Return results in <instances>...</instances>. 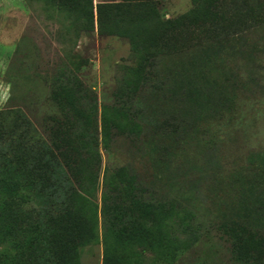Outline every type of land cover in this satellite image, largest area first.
Wrapping results in <instances>:
<instances>
[{"label": "rangeland", "instance_id": "1", "mask_svg": "<svg viewBox=\"0 0 264 264\" xmlns=\"http://www.w3.org/2000/svg\"><path fill=\"white\" fill-rule=\"evenodd\" d=\"M90 1L84 23L58 0H0V264H55L33 172H51L60 141L94 219L77 264H101L100 206L121 167L163 207L152 233L178 245L169 259L123 242L139 264H252L234 243L264 234V0Z\"/></svg>", "mask_w": 264, "mask_h": 264}, {"label": "trees", "instance_id": "2", "mask_svg": "<svg viewBox=\"0 0 264 264\" xmlns=\"http://www.w3.org/2000/svg\"><path fill=\"white\" fill-rule=\"evenodd\" d=\"M133 3L135 1L122 0L120 4L100 5L97 10L103 7L109 10L129 8V4ZM58 5L60 9L76 11L79 14L78 18L84 23L92 19L90 0H58ZM254 66L257 74H260V67ZM140 80L134 82L132 90L136 91ZM210 90V103L213 105L216 103L213 96L214 89L210 87ZM82 91L86 101L90 102L89 92ZM73 114L78 118L81 127L88 128L89 122L84 112L73 110ZM131 127L135 128V125L132 123ZM134 133L133 129L132 134ZM88 136L93 151L89 154L91 156L96 152V147L93 145L96 141L92 135L88 134ZM59 144L60 147H64L62 150L55 149L54 152L45 154V162L54 163L51 172L46 171L45 176L44 173L33 172L35 179L39 181L38 195L40 196L35 215L41 219L49 218L54 224L55 264H77V244H86L94 239L92 208L80 194L83 186L82 178L87 172L80 168V159L75 149L71 150L72 147L65 146L62 141ZM96 162V158L93 157L91 167H94ZM129 171H131L129 167L117 169L114 174L115 183H121V185L117 187L115 184H107V189L103 194L100 206L102 217L101 264H139L132 253L124 248L123 242L145 245L150 249L155 246L171 259L178 249L177 242H166L160 236L161 232L157 231L155 235L151 231L152 227H159L158 221L162 220L163 207L158 201L143 198L145 193L143 190H138V186L134 183L135 175ZM141 218L142 223L138 222ZM235 250V255L239 260L261 264L264 261V234L257 232L249 237L240 235L234 243Z\"/></svg>", "mask_w": 264, "mask_h": 264}]
</instances>
